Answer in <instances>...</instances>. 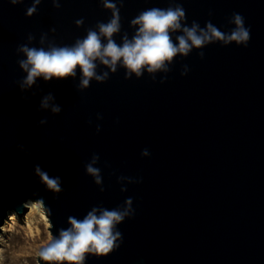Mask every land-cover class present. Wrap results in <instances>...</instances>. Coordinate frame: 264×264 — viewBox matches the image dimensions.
<instances>
[{
	"label": "water",
	"instance_id": "95a60500",
	"mask_svg": "<svg viewBox=\"0 0 264 264\" xmlns=\"http://www.w3.org/2000/svg\"><path fill=\"white\" fill-rule=\"evenodd\" d=\"M111 2L121 17L117 44L125 33L134 35L138 26L130 21L140 12L170 5ZM171 2L182 5L188 26L211 21L225 33L235 27L232 14L242 15L250 28L247 47L215 41L187 57L178 54L166 62L168 72L144 69L130 79L119 63L112 73L97 60V74L108 71L109 79L93 78L80 91L79 67L74 76L38 77L21 90L26 73L18 60L25 57L17 47L74 44L111 18L101 0H60L59 9L41 0L30 17L33 0L15 6L0 0V229L9 210L24 212L28 198L43 201L50 234L58 238L70 227L69 216L83 219L94 207L111 210L131 197L135 214L117 225L120 247L105 257L88 255L85 264H264V0ZM182 34L171 33L173 42ZM184 65L189 71L181 76ZM49 93L61 112L40 108ZM145 148L148 157L141 156ZM94 153L100 184L85 169ZM37 165L60 178L61 192L42 183ZM37 261L45 264L38 255Z\"/></svg>",
	"mask_w": 264,
	"mask_h": 264
},
{
	"label": "clouds",
	"instance_id": "9594fccd",
	"mask_svg": "<svg viewBox=\"0 0 264 264\" xmlns=\"http://www.w3.org/2000/svg\"><path fill=\"white\" fill-rule=\"evenodd\" d=\"M23 0H9L13 6L22 3ZM121 6L123 0H119ZM41 0H33V4L26 11L27 16H32L37 12V5ZM53 6L60 8V0H52ZM103 7L111 12V18L105 22H97L95 27L86 29L84 38L76 39L72 45L59 46L50 43L48 48L30 47L28 43L17 47V53H23L25 59H19L18 65L26 73V77L19 81L21 90L31 88L38 77H43L45 81H50L54 77L63 79L76 74L79 67L82 77L77 85L78 90L82 91L89 87L90 81L104 83L109 79V72L97 74L98 65L95 61L99 60L101 65L106 66L112 73L117 71V65L126 70L125 79H130L135 73L136 77L143 74L146 69L149 73H155L160 69L170 71L166 67V62L171 63L178 54L187 57L195 49H202L206 44L222 41L224 45L235 42L236 45L247 47L250 40V28L245 27L244 17L238 13H233L230 24L235 25L230 32L220 31L211 21L206 22L204 28L196 21L188 26L186 23V13L182 5L170 0L167 8H150L140 12L130 21V25L138 26L135 28L134 35L129 38L127 33L122 37V44H117L113 39L114 35L121 31V17L116 2L111 0H101ZM182 21L184 23H182ZM77 26L84 24L83 18L75 21ZM55 32V29H51ZM181 31L182 35L176 36L177 43L173 42L171 33ZM47 37L46 33L41 34L40 44H44ZM29 42L35 40V36L29 34ZM106 41V43H105ZM204 52L200 51L199 56L204 58ZM189 68L183 66L181 76L187 75ZM153 81L156 77L152 76ZM165 78L160 83L165 82ZM54 99L49 93L40 102V108H51L53 113L61 112V107L50 104ZM97 114V119H102ZM47 119L40 120V124H46ZM89 120L88 124L91 125ZM118 123V121H117ZM99 132L100 125H96ZM142 157L150 156L147 148L142 150ZM100 157L93 154L91 162L85 165L87 174L95 177L97 184L101 183L100 169L94 167ZM35 173L49 190L53 193L61 192V181L59 177H50L46 171L41 170L37 165ZM118 179H127L129 183H142L143 178H133L120 176ZM104 189L101 188V191ZM121 191H127L126 187ZM43 204V201H38ZM133 199L127 198L123 205L117 208L97 209L93 208L83 219H76L69 216L70 227L61 229L59 236L54 237L50 234L45 245L38 250V257L45 264H85L88 255L105 257L118 249L123 242L122 234L117 230V225L126 218H131L135 214L132 207ZM99 212V214H97Z\"/></svg>",
	"mask_w": 264,
	"mask_h": 264
},
{
	"label": "rangeland",
	"instance_id": "374dc122",
	"mask_svg": "<svg viewBox=\"0 0 264 264\" xmlns=\"http://www.w3.org/2000/svg\"><path fill=\"white\" fill-rule=\"evenodd\" d=\"M7 227L0 242V264H38V250L47 243L49 232L39 215L30 208L21 213L15 211Z\"/></svg>",
	"mask_w": 264,
	"mask_h": 264
},
{
	"label": "bare ground",
	"instance_id": "6f19581e",
	"mask_svg": "<svg viewBox=\"0 0 264 264\" xmlns=\"http://www.w3.org/2000/svg\"><path fill=\"white\" fill-rule=\"evenodd\" d=\"M24 205L26 208H30V210H34L40 217V220H42V222L44 223L46 229H48L49 227V221L47 216L44 213L43 207L41 205L40 202H38V200H33L31 198L26 199V201L24 202ZM15 216V211L13 209L9 210L4 218V223L1 225V229H0V242L3 240L4 234L6 232V228H8L7 226H9L10 224V219L13 218ZM27 226L29 227V223L28 220H25ZM49 230V229H48ZM50 236V231L48 232V239ZM2 257V251L0 248V258Z\"/></svg>",
	"mask_w": 264,
	"mask_h": 264
}]
</instances>
